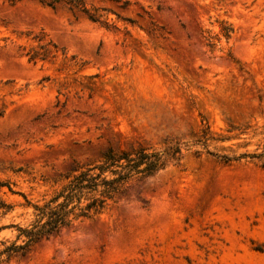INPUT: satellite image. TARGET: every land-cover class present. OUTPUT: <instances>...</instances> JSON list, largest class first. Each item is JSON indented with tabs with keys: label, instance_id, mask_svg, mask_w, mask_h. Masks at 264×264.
I'll list each match as a JSON object with an SVG mask.
<instances>
[{
	"label": "rangeland",
	"instance_id": "obj_1",
	"mask_svg": "<svg viewBox=\"0 0 264 264\" xmlns=\"http://www.w3.org/2000/svg\"><path fill=\"white\" fill-rule=\"evenodd\" d=\"M263 145L264 0H0V251L75 165L181 149L0 264H264V167L213 156Z\"/></svg>",
	"mask_w": 264,
	"mask_h": 264
},
{
	"label": "trees",
	"instance_id": "obj_2",
	"mask_svg": "<svg viewBox=\"0 0 264 264\" xmlns=\"http://www.w3.org/2000/svg\"><path fill=\"white\" fill-rule=\"evenodd\" d=\"M82 12L91 22L101 18L96 12L83 7ZM221 32L229 39L232 29L222 27ZM47 45L39 46L42 52L30 48L25 54L28 61L44 60L49 51ZM180 147L167 149L163 153H147L145 149L117 151L108 149L101 156L99 164L82 168L75 165L67 171V181L48 201L42 205H32L33 219L26 227H17L16 241L0 251V262L13 258H23L38 243L58 236L65 229L74 228L84 221H92L101 216L108 207L124 195L132 179L142 181L158 171L167 159L176 163ZM223 163L238 162L241 159H255L264 167V145L259 153H243L238 156L213 155ZM7 186L0 182V188ZM10 192L11 189L7 186ZM11 207L0 200V215H5ZM3 257V259H2Z\"/></svg>",
	"mask_w": 264,
	"mask_h": 264
}]
</instances>
